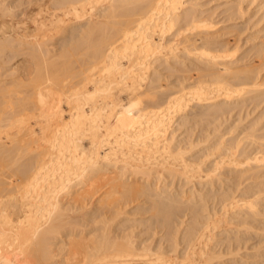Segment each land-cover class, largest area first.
Listing matches in <instances>:
<instances>
[{"label": "bare ground", "instance_id": "1", "mask_svg": "<svg viewBox=\"0 0 264 264\" xmlns=\"http://www.w3.org/2000/svg\"><path fill=\"white\" fill-rule=\"evenodd\" d=\"M242 1L0 0V264H264V4L243 23Z\"/></svg>", "mask_w": 264, "mask_h": 264}, {"label": "rangeland", "instance_id": "2", "mask_svg": "<svg viewBox=\"0 0 264 264\" xmlns=\"http://www.w3.org/2000/svg\"><path fill=\"white\" fill-rule=\"evenodd\" d=\"M180 1H181V4H180V6H179V8H180V9H179V12L182 11V9H181V5H182V8H184L183 10H185V8H186V10H187L189 7H193V9H198V10L200 9L199 11H202V10H205V9H206V10L210 11L211 13L208 12V11H206V10H205L203 13L205 14V13L208 12L207 14H209V15L212 14V16H211L212 18H214L215 16H217V17H215V19H214V20H217V19H219V18L221 17V15H223V11H222V10H224V11L226 10L227 12H229L230 10H231V11L234 10V9H235V8H234V7H235V4L237 5L238 1H240V0H238V1H237V0H234V1H233V0H190L191 2L188 1V0H187V1L185 0L186 2H185L184 0H183V1L180 0ZM236 1H237V2H236ZM246 1H247V0L242 1V2H243L242 4H243V5H247V3H248V5H249L248 9H249V10H246L247 6H245V7H246L245 10H246L247 12L245 11V15L243 16L242 19H243V20H244V19L246 20L247 17L250 16V17H252L253 19H251L250 17H248V20H249V19H251L252 21H253V20H256L255 18H258V17H259L258 15L261 14V11H260V14H258L259 12H254V13H256L255 16H253L254 14H252V12H253V11H256V10H257V7H258L259 5H261V4L258 3V1H259L260 3L263 1L262 4H264V0H262V1H261V0H255L254 3H252L253 1L251 0L252 2L250 1V3H252V4L249 3V0H248V2H246ZM182 2H183V3H186V4H183ZM189 2H190L191 4H190ZM194 2H195V3H194ZM198 2H201V3H198ZM219 2H220L221 5L219 4ZM233 2H234L235 4H234ZM193 3L196 4V5H194ZM197 3H198V4H197ZM202 3H203V4H202ZM216 3H217V4H216ZM222 3H223V4H222ZM226 3H227V4H226ZM230 3H231V4H230ZM204 4H205L206 6H205ZM215 4H216V5H215ZM218 4H219L220 6H218ZM225 4H226V5H225ZM254 4H255V5L258 4V5H256V7H255ZM191 5H193V6H191ZM199 5H200L201 7H200ZM202 5H203L204 7H203ZM209 5H210V7H209ZM222 5H224V6H222ZM227 5H228V6H227ZM230 5H231L233 8L229 7ZM251 5H253V6H251ZM183 6H184V7H183ZM196 6H197V7H196ZM221 6H222V8H221ZM212 7H214V9H213ZM217 7H218V8H217ZM223 7H225V8H223ZM252 7H253V8H252ZM219 8L222 9V10L219 11ZM228 8H229V9H228ZM230 8H231V9H230ZM250 8H251V9H250ZM189 9H190V8H189ZM189 9H188V10H189ZM201 9H202V10H201ZM209 9H211V10H209ZM213 10H215V11H217V12H215V11H213ZM212 11H213V12H212ZM218 11H219L220 13L222 12L221 15H219V16L217 15ZM214 12H215L216 14H215ZM227 12H224V14L227 13ZM246 13H247V14H246ZM218 17H219V18H218ZM212 18H211V19H212ZM242 19H241V21H243ZM241 21H240V22H241ZM252 21H249V23H250V22L252 23ZM243 23H247V20H246L245 22H243ZM251 23H250V24H251ZM220 25H222V23H220V22L216 24L217 27L220 26ZM213 26H214V25H213ZM213 26H212V24H211V26L209 27V28H210V29H209L210 31L215 30V29L217 28L216 26H215L216 28H215V27L213 28ZM211 28H213V29H211ZM172 30H173V31H172ZM172 30H171V31H172L171 33H170V32H169V33H165V35H164L165 38H163V39L165 40V41H164V44L167 42L166 40H168V38L171 39V36L173 35L172 33L174 32L175 29H172ZM156 33H157V32H155V34H156ZM155 34L153 33V35H154L153 38H154V37H155V38L157 37L156 39H155V38H154V39H155L156 41H158V42H162V41H160L161 38L159 37V35L157 36V35H155ZM157 34H158V33H157ZM167 34H169V36H170L171 34H172V35L169 37ZM166 36H167L168 38H167ZM158 37H159V38H158ZM172 38H176V37H172ZM163 39H162V40H163ZM172 40L175 41V39H172ZM170 41H171V40H170ZM168 44H169V45L171 44V43H169V40H168ZM172 44H173V42H172ZM166 45H167V44H166ZM179 46H181V45H179ZM163 66H164V65H163ZM178 66H179V65H178ZM180 66H181V65H180ZM180 66H179V67H180ZM159 67H162V66L159 65ZM162 69L167 70L168 68H165V66H164V68H162ZM169 69H170V68H169ZM162 71L165 72L164 70H162ZM172 71H173V70H172ZM168 72H170V71H168ZM186 95H187V94H186ZM186 97H188V98L190 97L189 93H188V95H187ZM191 102H192V103H191ZM191 102L189 103L190 105H188V107H187V110L190 111V112H191V110L193 111V110H195V109L198 108V106H196V104L194 105V103H196L195 100H193V101L191 100ZM193 102H194V103H193ZM230 105H232V104H229L228 107H231ZM192 106H193L194 109L192 108ZM232 106H233V105H232ZM189 108H190V109H189ZM231 111H232V110H231ZM235 111H236V109L233 111V113H232V112H229V113H228V114H230V113L233 114V115H230V117L228 116L229 118H228V120H227V123H229V124H231V125H232V122H234L233 124H235V123L237 122L236 120H238V119H237L238 116H236V112H235ZM234 112H235V113H234ZM238 114H239V113H238ZM233 116H234V117H233ZM231 117H232V118H231ZM234 118H235L236 120H235ZM230 119H231V120H230ZM213 120H214V118H213ZM234 120H235V121H234ZM214 121H215V120H214ZM214 121H213V122H214ZM228 121H229V122H228ZM244 121H245V120H244ZM216 122H217V121H216ZM216 122H215V123H216ZM215 123H213V124L215 125ZM227 123H226V124H227ZM242 123H243V122H242ZM211 124H212V123H211ZM211 124H210V125H211ZM211 158H212V156H211L210 158H208V159H211ZM213 194H215V193H213ZM213 194H212V195L210 194V196L213 197ZM95 196H97V194H96ZM207 196H208V195H207ZM210 196H208V199H210V200L207 199V200H208V202H207L208 210L210 209L209 207H210V204H211V211H209V212H212V213L215 212V211H216V212H219V214H217L216 212L213 214V216H216V214H217V216L214 217L216 220H218L217 218H219V219L221 220V219L224 217V215H223V216L220 215V214H224L223 212L228 213V211L230 212V210H229L230 208H234V207H236L235 204H234L233 202H230V204L233 203V204H234V207H231V206L228 204V202H227V203H225L226 206H227V208H228V205L230 206V207L228 208V210L225 208V210H227V212H226L224 209H223V210H217V209L219 208V205H220V204L218 203V205H217V203H216L217 199H215L216 197H213V199H212V197H210ZM214 196H215V195H214ZM209 197H210V198H209ZM217 198H218V197H217ZM214 199H215L216 201H215ZM213 200H214V201H213ZM212 201H213V203H212ZM214 203H215V204H214ZM233 204H232V206H233ZM215 207H217V208H215ZM220 207H221V206H220ZM214 208H215V209H214ZM221 208H222V207H221ZM214 210H215V211H214ZM234 210H235V209H233V210L231 209V212L234 211ZM212 213H211V214H212ZM13 216H14V215L11 214L10 217H11V218H14ZM211 216H212V215H211ZM220 216H221V217H220ZM212 218H213V217H212ZM215 219H213V220H215ZM213 220H212V225H213ZM225 225H231V223L228 222V223H226ZM232 226H234V225L232 224ZM159 233L161 234V232H159ZM160 234H159V235H160ZM50 240H51V239H50ZM8 243H9V242H8ZM52 244H53V243H52ZM53 246H54V245H53ZM14 251H15V250H13L12 247H10V246L7 247V246L4 244V249H3L2 251H0V255H2V254H4V253H5V254H8L7 252H9V255H7V256H11V257L13 258V257H14V255H13ZM5 254H4V255H5ZM171 254L174 255V253H171ZM171 254L169 255L170 257L168 256V258H169L170 260H172L173 262H179V263H180L181 261H183V260H184V261L181 262V263H186V262H187L186 259L188 258V256H190V255L188 254L187 258L184 259V256H182V258H181V255H180V256H179V255H176V257H175V255L172 256ZM4 255H3V256H4ZM5 256H6V255H5ZM20 256H22V258H21ZM26 256H27L26 254H21V255H18L17 258L19 257V258H18L19 261H20L21 259H23V258H24L23 261H24V260L27 261L29 257L27 256L28 258H27V260H26V259H25ZM171 256H172V259H171ZM0 257H2V256H0ZM174 257H175V258H174ZM54 258H55V257L49 258V260L52 261V260H54ZM177 258H178V259H177ZM2 259H3V258H2ZM2 259H0V263H3V260H2ZM51 259H52V260H51ZM49 260H47V261H49ZM21 261H22V260H21ZM21 261H20V264H27V262L24 263V262L22 261L23 263H21ZM50 263H51V262H50Z\"/></svg>", "mask_w": 264, "mask_h": 264}]
</instances>
